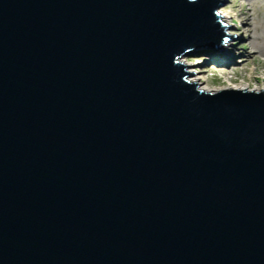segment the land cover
Wrapping results in <instances>:
<instances>
[{
	"label": "water",
	"instance_id": "obj_1",
	"mask_svg": "<svg viewBox=\"0 0 264 264\" xmlns=\"http://www.w3.org/2000/svg\"><path fill=\"white\" fill-rule=\"evenodd\" d=\"M217 7L0 0V264H264V88L185 80L253 55Z\"/></svg>",
	"mask_w": 264,
	"mask_h": 264
},
{
	"label": "rangeland",
	"instance_id": "obj_2",
	"mask_svg": "<svg viewBox=\"0 0 264 264\" xmlns=\"http://www.w3.org/2000/svg\"><path fill=\"white\" fill-rule=\"evenodd\" d=\"M228 1H232L234 4L239 6L238 8L237 6L234 7L233 12H237V9H239L240 7L242 8L245 7V2H246L245 0H228ZM217 2L219 6L221 4V1L217 0ZM225 7H227V5ZM249 7L251 8L253 22L257 23L262 18H264V0H251ZM227 10H228L227 12L232 14L231 13L232 11L229 8ZM215 13H216V10H215ZM217 21L222 23L218 19V17H217ZM230 22L234 28H238L239 24L237 23V19L233 18ZM233 30L235 29L223 28V31L225 32V34H232ZM261 34H263L261 35L262 38L259 39L257 43L262 45L264 48V32L262 31ZM240 40L241 41L237 43L235 46L245 48L247 52L249 50V52L252 53L253 50L251 51L250 49H248V39L242 36L240 37ZM204 57L205 55L187 56L186 62L195 63V62L201 61ZM242 63H244V61H242L239 64H236L239 66L235 67V69L233 70H229L227 66H217L214 64H210L205 67H201V66H189V67L192 70L196 71L195 74L200 77L199 82L205 84L207 87H215V86L224 84L225 78H227L228 76H231L234 83H239V82L244 81V82H247L248 86L250 87L258 86V87L264 88V57L257 56L253 61H247L246 63H244V65H242ZM183 69L186 71L185 67H183Z\"/></svg>",
	"mask_w": 264,
	"mask_h": 264
},
{
	"label": "bare ground",
	"instance_id": "obj_3",
	"mask_svg": "<svg viewBox=\"0 0 264 264\" xmlns=\"http://www.w3.org/2000/svg\"><path fill=\"white\" fill-rule=\"evenodd\" d=\"M220 1H221V4L218 6V8H216V13L217 15H219L217 16L218 19L223 24L231 23L230 21L233 18L237 19V23L239 25H238V28H235V30H233L232 34H236L239 38L242 36L247 38L248 39V49H250L251 51L253 50L252 52L253 55L245 59L244 63H246L247 61H253L257 56L264 57V48L262 45L257 43L258 40L262 38L261 35L263 34H261V32L262 31L264 32V18H262L257 23L252 21L251 8L249 7L251 0H245L246 1L245 7L244 8L240 7L239 9H237V12H233L234 7H236L237 5L234 4L232 1H228V0H220ZM226 5L227 7H225ZM238 7L239 6H237V8ZM228 8L232 11L231 13L233 15L227 12ZM186 57L187 56L179 57L178 62L187 63ZM244 63H242V65H244ZM238 66L239 65L231 64L230 66H227V68L229 70H233L235 69V67H238ZM185 69L186 71H188L186 72V75H185L186 80L190 83H193L197 89H200L202 91L214 92V91H218L222 89L250 90L254 88H260L258 86L250 87L248 86V83L244 81L239 82V83H234L231 76H228L227 78H225L224 84H221L215 87H207L205 84L199 82L200 77L195 74L196 71L192 70L190 67H185Z\"/></svg>",
	"mask_w": 264,
	"mask_h": 264
}]
</instances>
